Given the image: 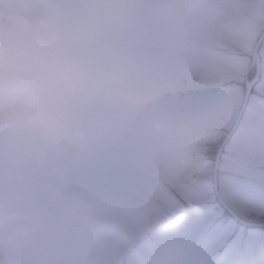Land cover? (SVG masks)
<instances>
[{
	"label": "rangeland",
	"instance_id": "374dc122",
	"mask_svg": "<svg viewBox=\"0 0 264 264\" xmlns=\"http://www.w3.org/2000/svg\"><path fill=\"white\" fill-rule=\"evenodd\" d=\"M95 8L119 15L87 85L44 120L0 122V210L27 216L13 239L33 260L56 247L40 264H264V226L235 217L264 225V0H76L72 12Z\"/></svg>",
	"mask_w": 264,
	"mask_h": 264
},
{
	"label": "clouds",
	"instance_id": "9594fccd",
	"mask_svg": "<svg viewBox=\"0 0 264 264\" xmlns=\"http://www.w3.org/2000/svg\"><path fill=\"white\" fill-rule=\"evenodd\" d=\"M43 0H0V122L48 117V105L88 83L87 62L104 25L118 10L45 9ZM106 3L109 0H93Z\"/></svg>",
	"mask_w": 264,
	"mask_h": 264
},
{
	"label": "flooded vegetation",
	"instance_id": "af4514ba",
	"mask_svg": "<svg viewBox=\"0 0 264 264\" xmlns=\"http://www.w3.org/2000/svg\"><path fill=\"white\" fill-rule=\"evenodd\" d=\"M76 0H43V2L39 5L45 9L57 10V11H64V12H72L73 7ZM23 211V210H19ZM44 213L38 211L34 215L31 216L32 220L34 219L36 222V226H41L43 223V216ZM72 214V212H71ZM27 216L22 213L18 212L16 214L11 213V209H2L0 210V258L2 259L3 264H40L44 257H54L57 252L54 253L56 247H51V249L42 250L38 246L32 249L33 256L35 260L29 258V252L26 249V246L23 244L22 241H16L13 239V236L18 235H27L28 234V226L25 224L24 221ZM50 225H47V228ZM73 227V224L69 225ZM55 228V226H50ZM63 227L67 226H61ZM42 228V226H41ZM54 230V229H53ZM19 244H18V243ZM41 243V242H40ZM19 253V257L15 258L14 255ZM11 257V258H10ZM39 257V260L37 258ZM29 258V259H28ZM26 259V260H25Z\"/></svg>",
	"mask_w": 264,
	"mask_h": 264
},
{
	"label": "water",
	"instance_id": "95a60500",
	"mask_svg": "<svg viewBox=\"0 0 264 264\" xmlns=\"http://www.w3.org/2000/svg\"><path fill=\"white\" fill-rule=\"evenodd\" d=\"M263 36H264V33H263V35L261 36V38H260L259 40H261V39L263 38ZM259 40H258L257 45L255 46L254 52H256L255 50H257V46H258V44H259V42H260ZM252 85H253V82L249 83V85L247 86V88H246V90H245V92H244L245 94H244V97H243L242 106H241V108H240V111H239L238 117H237V119H236V121H235L234 127L232 128V130L230 131V133L226 136L224 142H223L222 144H220L221 146H220V149H219V154H220L221 150L223 149V146L225 145L227 139L229 138V136L231 135V133H232L233 130L235 129L236 125L238 124L241 115H242L243 112H244V109H245V107H246V105H247L248 98H249V95H250V92H251ZM219 154H218V156H219ZM218 156H217V158H216V162H215V165H214V166H215V171H214V177H215V178H216V169H217V164H218ZM215 183H216V181H215ZM228 210L231 212V210H230L229 208H228ZM231 213H232V212H231ZM232 214H233V213H232ZM233 216H235V214H233ZM235 217L237 218V220H239L240 222H242V220H241L240 218H238L237 216H235ZM243 223H244V224H247V225H249V226H255V225H257V224H253V223H246V222H244V221L242 222V224H243ZM0 264H3L1 258H0Z\"/></svg>",
	"mask_w": 264,
	"mask_h": 264
}]
</instances>
